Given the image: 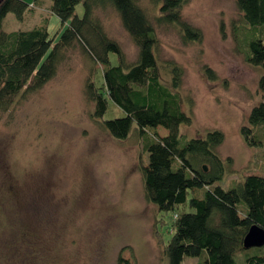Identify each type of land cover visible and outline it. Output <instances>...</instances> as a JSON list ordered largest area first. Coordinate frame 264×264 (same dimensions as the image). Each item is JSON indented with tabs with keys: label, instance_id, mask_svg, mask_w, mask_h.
I'll list each match as a JSON object with an SVG mask.
<instances>
[{
	"label": "rangeland",
	"instance_id": "1",
	"mask_svg": "<svg viewBox=\"0 0 264 264\" xmlns=\"http://www.w3.org/2000/svg\"><path fill=\"white\" fill-rule=\"evenodd\" d=\"M23 1L29 4L23 20L8 14L4 31L47 22L54 37L67 26L50 12V0ZM139 4L156 30L158 65L173 61L183 69L178 94L192 122L179 127L181 144L220 130L224 142L218 153L233 160L234 173L219 185L229 189L230 181L264 176V127H252L262 136L257 148L248 147L240 134L262 102L258 82L264 71L241 53L249 26L235 0H187L183 20L202 33L201 41L189 43L176 27L158 23L152 0ZM83 13L80 3L76 14ZM94 16L126 61L134 63L138 49L114 9H97ZM256 35L253 29L247 34L250 40ZM91 68L75 43L54 78L0 112V264H118L119 258L122 264H166L155 223H164L158 230L166 241L174 216L159 213L145 198L140 166L147 154L136 126L126 140H117L92 119L94 106L85 94ZM122 115L111 103L104 119ZM157 131L161 137L168 133L162 127ZM183 264L198 259L185 258Z\"/></svg>",
	"mask_w": 264,
	"mask_h": 264
},
{
	"label": "trees",
	"instance_id": "2",
	"mask_svg": "<svg viewBox=\"0 0 264 264\" xmlns=\"http://www.w3.org/2000/svg\"><path fill=\"white\" fill-rule=\"evenodd\" d=\"M50 1V12L62 27L67 24L57 33L58 38L49 35L47 22L30 30L4 31L7 15L12 13L22 21L29 4L0 0V112L8 111L19 97L39 91L54 78L65 51L78 43L92 63L85 82L86 97L94 106L92 119L117 140H126L136 126L134 131L147 154L140 166L145 198L159 213L174 216L166 241L158 230L164 223H155L154 236L163 247L166 264H183L185 258H197L198 264H239L241 257L243 264H264V246H243L251 226L264 230V176L230 181L229 189L219 185L234 173L233 160H224L218 153L224 142L220 130L181 144L179 127L192 122L178 94L183 69L173 61L159 67L156 30L139 0ZM152 1L157 5L160 25L176 27L184 43L202 40V33L183 20L187 0ZM80 3L84 7L82 17L76 14ZM235 4L249 31L257 34L251 40L249 31L243 35L244 60L264 71V0H235ZM107 7L117 13L138 49L134 63L126 61L119 44L107 37L94 16L97 9ZM206 72L214 78L212 71ZM258 89L262 102L250 112L248 125L240 128L250 148L262 144V136L255 135L252 127H264V74ZM111 103L123 115L104 119ZM158 127L167 135L161 137ZM253 251L259 253L250 255ZM118 264H122L121 258Z\"/></svg>",
	"mask_w": 264,
	"mask_h": 264
},
{
	"label": "water",
	"instance_id": "3",
	"mask_svg": "<svg viewBox=\"0 0 264 264\" xmlns=\"http://www.w3.org/2000/svg\"><path fill=\"white\" fill-rule=\"evenodd\" d=\"M243 246L245 249L264 246V230L257 225L251 226L244 237Z\"/></svg>",
	"mask_w": 264,
	"mask_h": 264
}]
</instances>
